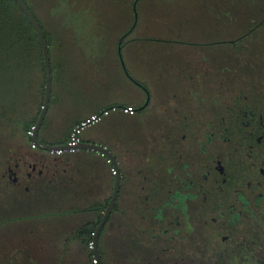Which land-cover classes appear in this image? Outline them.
<instances>
[{"label":"flooded vegetation","instance_id":"af4514ba","mask_svg":"<svg viewBox=\"0 0 264 264\" xmlns=\"http://www.w3.org/2000/svg\"><path fill=\"white\" fill-rule=\"evenodd\" d=\"M253 37L220 31L186 41L194 52H155L148 82L129 72L121 47L119 67L135 92L96 104L91 114L99 120L88 139L107 149L120 175L98 235L102 264L107 255L115 264H264V40L254 47ZM71 129L55 140L38 131V138L66 143ZM87 154L111 182L106 193L90 191L76 231L92 230L86 246L92 262V235L109 205L115 170L104 155ZM78 160L25 144L3 162L1 175L26 190L27 182L37 189L54 183L69 192L63 177ZM22 250L21 264H37L41 254L60 260L62 253L34 240L28 246L24 240Z\"/></svg>","mask_w":264,"mask_h":264},{"label":"rangeland","instance_id":"374dc122","mask_svg":"<svg viewBox=\"0 0 264 264\" xmlns=\"http://www.w3.org/2000/svg\"><path fill=\"white\" fill-rule=\"evenodd\" d=\"M124 2L94 0L92 7L85 10L86 15L68 18L74 27L71 26V34L75 41L72 43L69 34V47L58 51L52 58L51 97L39 135L53 140L63 138L71 122L90 113L96 104L116 95L127 98L129 92L134 91V86L123 78L116 52V44L129 27L128 24L126 27L129 11ZM75 4L73 13H77L79 4L83 5V2L76 0ZM217 4L215 0H140L138 14L142 18L141 25L122 49L129 72L147 82L151 79L150 73L158 64L151 54L164 45H155L148 38L179 34L198 41L215 32L232 34L235 31L234 21L230 22L231 25L220 18L219 8L221 10L223 6ZM35 12L44 26L50 22L47 7L35 6ZM236 12L235 7L234 18ZM222 24L224 28H221ZM169 47L175 49L176 45H169L166 49L169 50ZM185 50L194 52L191 47H185ZM135 57L141 59V65ZM10 100L7 95L4 99L0 98V120L8 116L10 106L32 107L34 104L31 94L25 99L13 101V105ZM120 124L127 125L128 121L123 119ZM92 127L96 125L84 128L80 138H84ZM14 138L11 136L15 141ZM8 150L11 158L13 146ZM78 157L80 160L88 159L87 156ZM26 184L29 187L27 190L23 185L7 184L0 177V264H16L14 257L24 256L23 250L17 251L24 240L26 246L34 240L44 242L48 247L49 243L59 241L58 237L64 234L70 238L73 225L85 218L84 214L70 211L90 206V201L77 202L54 183H44L40 189L29 182Z\"/></svg>","mask_w":264,"mask_h":264},{"label":"trees","instance_id":"16d2710c","mask_svg":"<svg viewBox=\"0 0 264 264\" xmlns=\"http://www.w3.org/2000/svg\"><path fill=\"white\" fill-rule=\"evenodd\" d=\"M22 1L33 15L42 31L48 49L52 75V58L55 57L58 51L65 50L69 47V34L72 43L75 41V37L71 34V26L73 27V25L68 22V18L86 15L87 12L85 10H87L88 7H92L91 3H94V0H77L83 2V5L79 4L78 10L76 11L77 13H73L72 10L76 5V0ZM133 2L134 0H128V2L125 0L123 3L129 11L126 20V27H128L127 24L129 25L128 29H130L134 20L132 12ZM215 2H218L217 6L219 7L223 6L221 10L219 8L218 15L220 18L226 19L224 21L228 24L234 21L235 32L254 33L253 46L263 47L261 41L264 40V0H215ZM139 3L140 0L136 5L138 15L136 26L123 40L122 49L124 44L138 31L137 28L141 25L142 18H140L138 14ZM35 6L47 7L51 17H49L50 22L46 24L47 27L40 22L35 12ZM235 7L237 12L234 18L233 10ZM240 10H242V12H240ZM224 27L225 26L222 24L221 28ZM128 29H126V31ZM148 41H151L155 45H164L162 47H157L156 50L154 49L151 54L153 56L155 52L167 54L176 51L175 49L181 50L187 46L184 44L186 41L193 42L194 40L179 34L175 36L167 34V36L148 38ZM167 45H176V48L173 49L169 47V51L166 49V47H168ZM28 94H31L34 100L32 107L10 106L8 116L0 120V158H3L0 159V164L2 162L0 166V177H2L1 169L3 167V162L9 159L8 149H10V146H13V150L25 144L30 147L29 132L32 131V127L37 119L44 94L43 59L36 34L27 18L13 0H0V98L3 97L4 99L5 95H7V97L11 99V105H13V101H19L20 98L25 99ZM129 104L130 103H127L126 105L128 106ZM11 136H13V138L15 136V141L11 139ZM11 156L12 154L10 157ZM91 232L92 230H86L85 227L79 230L78 236L84 235L86 237V246L91 239ZM89 262L90 264L92 263L90 256Z\"/></svg>","mask_w":264,"mask_h":264},{"label":"crops","instance_id":"0c3cea01","mask_svg":"<svg viewBox=\"0 0 264 264\" xmlns=\"http://www.w3.org/2000/svg\"><path fill=\"white\" fill-rule=\"evenodd\" d=\"M123 74V73H122ZM124 78V75H123ZM126 81V79L124 78ZM130 84V83H129ZM135 91H130L129 94H134ZM123 97V96H122ZM119 95H116L114 97H111L109 100H105L104 103H111L114 101H118L119 98H122ZM93 113L91 111L87 115L78 117L74 121L71 122L70 127H73L76 125L79 121L86 118L89 114ZM88 133V132H87ZM93 134V131L91 130L85 137L83 138L84 141H88L90 136ZM74 153V156H87V151H78V152H72ZM71 154V153H69ZM84 159V158H83ZM96 164L93 161H89L88 159L84 160H78L72 165V169L70 168V165L68 167V170L70 171L68 176L63 177L64 184L68 183L69 192H66L69 194L70 197L74 198L77 202L80 200L85 201L88 203L89 198L92 196L90 194V191L99 190L101 193H106L109 190V187L111 186L110 179L106 177L102 171H99V169H96ZM65 168H67V165H64ZM71 169V170H70ZM102 170V169H101ZM87 206V205H85ZM87 208V207H86ZM86 208L80 209V210H72L70 213L73 214H85ZM80 222H77L75 225H73L74 230H70L72 232H69L70 238L67 234L62 235L61 237H58L60 240L55 241V243H49V246L51 245H57L59 246L61 250V257L60 260L58 257L54 256V259L50 255H42L39 257L35 262L37 264H90L89 257L87 255V247H86V240L82 237L78 236L76 234V231L79 229ZM43 246H46L44 242H42ZM67 252V253H66ZM66 253V254H65ZM59 255V254H58ZM16 258L15 263L21 264L23 261V258L21 257H14ZM18 258V259H17ZM117 262V259H112L111 255H107L106 260L104 264H115Z\"/></svg>","mask_w":264,"mask_h":264},{"label":"water","instance_id":"95a60500","mask_svg":"<svg viewBox=\"0 0 264 264\" xmlns=\"http://www.w3.org/2000/svg\"><path fill=\"white\" fill-rule=\"evenodd\" d=\"M13 1L17 4L19 9L24 14V16L27 18L28 22L30 23L31 27L33 28V30L36 34V37L38 39L39 45H40L42 59H43L44 94H43V100H42V105L40 107V111L38 113L35 124L32 127V131L30 132V142L34 144L35 148L46 151V152H54L57 150H60L62 153H72V152H78V151H95L101 155H104L106 158H108L110 160L111 167L115 170V173L113 175V192L111 195V199L109 201V205H108L106 211L104 212V214L102 215L101 219L99 220V223L97 224V226L94 230V233L92 235V240H91V243H92L91 248H92L93 257L97 261L96 264H101L100 255L98 252V235H99V232H100L104 222L106 221V219L108 217L109 211L111 210V208L113 206V203L115 201V197H116L118 189H119L120 175L118 172L117 163L113 159L112 155L107 151V149H105L103 146H101L99 144H95V143H92L89 141L83 140L77 144L69 145L67 143L47 144V143H44V142L39 140L38 131H39V129L43 123V120L45 118L47 108H48V104H49V100L51 97L52 80H51V68H50L49 54H48L47 45H46L44 36L42 34V31L39 27V24L37 23V21L35 20V18L31 14V12L25 6V4L23 3L22 0H13ZM138 1L139 0H134V2L132 4V10H133V16H134L133 24L130 27V29L120 37V39L117 43V47H116L117 48V54H118L121 62H122V59H121L120 50H121L122 42L134 30L136 23H137L138 16H137L136 5H137Z\"/></svg>","mask_w":264,"mask_h":264},{"label":"built area","instance_id":"2783aa9c","mask_svg":"<svg viewBox=\"0 0 264 264\" xmlns=\"http://www.w3.org/2000/svg\"><path fill=\"white\" fill-rule=\"evenodd\" d=\"M123 112L128 113L130 112V108L129 107H124L122 109ZM99 120V116L96 114H91L89 116H87L86 118L82 119L81 121H79L76 125H74L71 129L70 132V137L69 140L66 142L69 145H74L77 144L81 141L80 139V134L82 132V130L94 123H96ZM30 134V132H29ZM31 148H35L34 144L31 143L30 144ZM50 153H54V154H60L62 153L60 150L54 151V152H50ZM111 172L114 173V170L111 169ZM96 260L93 258L92 259V263L96 264Z\"/></svg>","mask_w":264,"mask_h":264}]
</instances>
